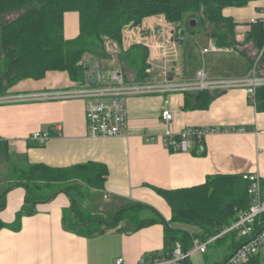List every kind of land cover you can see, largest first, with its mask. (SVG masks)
I'll return each instance as SVG.
<instances>
[{
  "label": "crops",
  "instance_id": "crops-1",
  "mask_svg": "<svg viewBox=\"0 0 264 264\" xmlns=\"http://www.w3.org/2000/svg\"><path fill=\"white\" fill-rule=\"evenodd\" d=\"M261 5L262 0H250L241 7H225L222 14L234 23L235 43L217 46L203 29L198 53L184 52L182 23H173L176 53H168L164 64L161 60L147 59L149 66L144 80L159 79L164 65L170 77L181 80L193 79L199 69L211 79L245 75L257 54L253 41L247 38L251 29L249 21L258 16ZM195 19H192L194 25L187 29L190 33L197 25ZM64 21L66 36H74L77 14L66 13ZM211 44L216 48L203 52ZM82 61H102L106 70L123 66L117 53L103 59L85 54ZM129 76L125 75L126 80H134L132 73ZM71 84L66 72L47 71L40 80L18 82L8 94L54 92L65 90ZM215 92L209 91L211 99L204 107L195 106L204 103V96L198 95L194 101L185 92L131 95L126 100L127 127L121 135L112 137L88 134L81 99L0 103V141L7 144V153L13 162L42 163L54 168L100 163L107 168L101 188H88L78 181L79 190L63 192L64 188L59 187L61 190L54 191L52 200L26 204L23 202L26 187L8 188L12 179L6 165L0 163V194L6 190L4 206L0 208V221L6 225L0 228V264H116L119 257L127 264H136L141 257L161 251L164 226L159 222L129 232V222L124 219L118 227L91 236L67 230L63 220L74 218L69 211L70 197L76 213L86 220L91 215L110 218L133 204L148 207H140L141 217L153 216L150 210L153 209L168 220L170 209L153 187L186 188L202 184L213 175L240 176L255 172L261 179L264 200V111L255 109L244 87ZM165 100L174 114L168 123L160 116ZM188 127L209 131L197 146L194 141L188 151L164 147L166 130L178 132ZM34 131H49L50 138L38 144L29 137ZM47 192L34 195L53 193ZM184 228L194 231L190 226ZM226 245L223 240L215 245L219 249L224 247L226 252H218L220 258L211 262L222 261L230 255ZM262 251L264 245L259 249L260 258Z\"/></svg>",
  "mask_w": 264,
  "mask_h": 264
},
{
  "label": "trees",
  "instance_id": "trees-1",
  "mask_svg": "<svg viewBox=\"0 0 264 264\" xmlns=\"http://www.w3.org/2000/svg\"><path fill=\"white\" fill-rule=\"evenodd\" d=\"M250 0H0V96L6 95L10 88L25 79L40 80L47 71H64L71 81H79L83 76L80 64L85 54L103 59L108 58L105 40L118 44L121 30L126 25H139L148 16L162 14L171 23H180L184 14L198 13L207 36L217 46H232L234 23L225 17V7H241ZM68 12L77 14V33L72 37L65 34L64 18ZM247 38L252 40L257 53L262 51L259 68L264 73V25L261 22L251 24ZM148 51L141 44H132L127 49L120 47L117 58L124 67L134 70V80H144ZM209 91H200L206 106L211 99ZM214 93H216L214 91ZM253 105L257 111H264V86L256 89ZM199 141L194 142L197 146ZM195 149V148H194ZM193 149V150H194ZM7 144L0 141V163L7 167L12 185L23 184L28 191L27 200H42L48 195L35 196L33 188L46 187L52 192L75 189L79 190L78 181L88 188H101L107 174V168L100 163L77 164L64 168H54L42 163H16L7 153ZM15 183V184H14ZM57 184V185H52ZM248 182L238 175H213L199 185L160 189L153 187L170 209L168 220L150 209L153 216L138 217L140 205L124 207L107 223L87 220L77 213L69 221L64 219L67 230L83 236H91L106 229L116 228L124 219L129 222V232L159 222L164 226L163 247L160 252L149 255L151 258L170 256L180 244L182 250L192 248L193 238L205 242L237 219L239 211L250 206L247 193ZM61 189H60V188ZM52 188V189H51ZM262 189V183H261ZM81 192V191H80ZM0 198V208L4 202ZM263 199V198H262ZM264 201V200H263ZM148 208V207H146ZM76 211L75 203L73 206ZM130 210V214L124 212ZM138 215V216H137ZM137 217L134 224L131 218ZM89 221L86 224L85 222ZM6 226L0 221V228ZM193 227L194 231L184 227ZM254 231L264 227V213L256 218ZM18 228V225L17 227ZM227 243V252L232 253L243 241L239 232L233 230L216 237L215 246L220 241ZM205 262L204 264H217ZM182 264H192L190 256ZM242 264H262L259 251Z\"/></svg>",
  "mask_w": 264,
  "mask_h": 264
},
{
  "label": "built area",
  "instance_id": "built-area-1",
  "mask_svg": "<svg viewBox=\"0 0 264 264\" xmlns=\"http://www.w3.org/2000/svg\"><path fill=\"white\" fill-rule=\"evenodd\" d=\"M261 22L264 25V0L258 10V16L251 18L249 23ZM175 27L167 21L162 14L145 17L139 25H126L121 30V45L106 39L105 49L110 55L116 54L120 47L127 49L132 44H141L148 51L149 60H161L166 62L168 53H176L174 42ZM214 45L204 48L203 52L214 50ZM262 51L256 54L247 73L240 77L208 78L203 69L196 71L195 77L189 80H181L170 77L165 65L159 72L157 80H126L124 73L119 69H104L100 62L81 61L83 76L79 81H72L69 88L54 92L28 93L21 95L6 94L0 96V103L21 101L29 99H53L74 98L84 101V115L88 134L90 136L112 137L121 135L127 127V97L138 94L164 93V92H200L224 91L233 87H244L248 98L253 103L255 91L264 86V73L259 68ZM148 68L146 69V72ZM161 111V119L168 123L174 114L167 108L168 100ZM209 129L200 127H188L178 132L166 130L163 134V145L168 150L188 151L194 141H201ZM30 139L38 144L45 143L50 138L49 131H34ZM242 179L248 182L247 193L250 206L246 210L239 211L237 219L229 226L223 228L219 234L210 237L205 242L193 238L192 248L182 250L180 244H176L170 256L141 257L136 264H182L193 252L205 253L207 246L216 237L228 231H237L243 237L242 243L217 264H242L248 261L264 245V227L254 231V221L264 213V201L262 199L261 179L255 172L243 173ZM116 264H127L119 257Z\"/></svg>",
  "mask_w": 264,
  "mask_h": 264
},
{
  "label": "rangeland",
  "instance_id": "rangeland-1",
  "mask_svg": "<svg viewBox=\"0 0 264 264\" xmlns=\"http://www.w3.org/2000/svg\"><path fill=\"white\" fill-rule=\"evenodd\" d=\"M192 15H194L197 20ZM198 15H199L198 13H186V14H184L182 20L180 21V23H182L183 32L185 31L184 43L182 44V47H183L185 53L186 52L187 53H198L199 49L202 47V45H200L199 42H200V37L203 35L204 30H203L202 24L199 22ZM192 19L196 20L197 25L194 27V32L190 33L187 31V29L190 28V21ZM66 32L68 33V29ZM74 33H75V31H74ZM120 45H121V41H120ZM105 51H106V49H105ZM107 54L110 55V53H107ZM99 62H100V64H103L102 61H99ZM124 65L121 66L120 69L119 68H117V69L121 70L126 76L127 75L129 76L132 73L133 78H135L134 70L128 68L127 66L124 67ZM1 164H3V163H1ZM52 185H57V184H52ZM3 191L1 193H3ZM47 191H51V190L49 188H46L43 186L40 188H33L34 194H46V193H48ZM23 202L25 203L24 200H23ZM69 211H71V210L69 209ZM124 213L130 214L131 212H130V210H127ZM137 213L139 215V216L138 215L137 216L141 217L140 216L141 213L140 212H137ZM142 213H147V212L145 211ZM134 221L135 222L137 221V217L131 218L130 224H134L135 223ZM218 252H224L225 253L226 249L222 246L220 247V249L217 248L216 246H209L207 249V252L205 254H201L199 252H193V253H191L190 257H191L193 264H202L204 261L210 262L216 258H220V255L217 256ZM260 259H261V263L264 264V251H262Z\"/></svg>",
  "mask_w": 264,
  "mask_h": 264
},
{
  "label": "water",
  "instance_id": "water-1",
  "mask_svg": "<svg viewBox=\"0 0 264 264\" xmlns=\"http://www.w3.org/2000/svg\"><path fill=\"white\" fill-rule=\"evenodd\" d=\"M194 25V20H191L190 21V26H193ZM189 96L194 100V101H196L197 100V98H198V94L196 93V92H190L189 93ZM21 185H23V184H21ZM14 185H12L10 188H12ZM25 187V186H24ZM63 192H66L65 190H62ZM6 192V190L5 191H3V193H1L0 194V198L2 197V195L4 194ZM27 194H28V191L26 190V194H25V197H24V201H25V203L27 204V203H30V202H34V203H38V202H42V201H50V200H52L54 197H55V195H56V192H53V193H51L47 198H45V199H42V200H33V201H30V200H27L26 199V197H27ZM70 200H71V204H70V210H71V213L73 214V216H74V218H75V220L77 221V213H76V211H74V209H73V206H74V200L70 197ZM2 206H4V202H3V205ZM92 221H95V222H98V223H107V221L105 220V219H103V218H95V219H93ZM89 221H87V222H85V223H83V224H86V223H88Z\"/></svg>",
  "mask_w": 264,
  "mask_h": 264
}]
</instances>
